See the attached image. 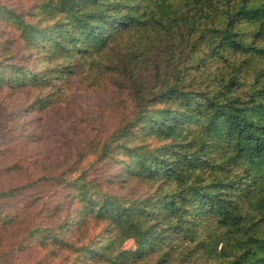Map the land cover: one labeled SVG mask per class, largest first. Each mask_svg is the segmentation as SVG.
<instances>
[{"label":"trees","instance_id":"16d2710c","mask_svg":"<svg viewBox=\"0 0 264 264\" xmlns=\"http://www.w3.org/2000/svg\"><path fill=\"white\" fill-rule=\"evenodd\" d=\"M0 25L18 43L12 51L0 35V89L36 90L32 111L59 95L54 78L124 35L144 33L149 47L176 50L173 82L141 94L134 117L97 155L112 157L117 176L140 180L146 192L105 193L85 171L38 177L37 187L69 185L73 213L51 216L49 242L106 264H264V68L252 61L264 51V0H36L27 12L0 4ZM143 55L131 45L123 59ZM17 186L1 189L0 198ZM90 224L102 228L80 241ZM73 233L79 239L67 238ZM130 239L133 249L125 247Z\"/></svg>","mask_w":264,"mask_h":264},{"label":"rangeland","instance_id":"374dc122","mask_svg":"<svg viewBox=\"0 0 264 264\" xmlns=\"http://www.w3.org/2000/svg\"><path fill=\"white\" fill-rule=\"evenodd\" d=\"M35 1L0 0V4L27 12ZM11 29L0 25V35L9 38L8 49L17 51V38ZM146 41L144 33L124 35L95 53L94 60L82 61L75 73L54 78L53 83L61 86L60 92L43 111L29 110L36 90L0 89V190L19 187L0 198V264H106L80 261L69 245L49 242L47 229L56 222L51 216L62 220L73 213L69 185L64 182L55 187H37L33 182L67 169V178L74 179L85 171L108 194L135 196L146 192L148 185L140 180L124 182L125 175L117 176L120 165L112 157L97 158L101 143L116 127L134 117L138 97L159 89L163 81L174 80L178 63L170 57L176 50L168 52L171 47L165 44L149 47ZM131 45L144 55L129 64L123 55ZM259 45L264 49V38ZM24 58L28 63H38L35 56L26 54ZM252 61L258 64V70L264 68V51ZM247 71L252 80L253 69ZM192 77L193 73L185 82ZM250 86L248 83L245 88ZM149 141L157 142L154 138ZM114 157L121 155L116 152ZM11 163L13 168H8ZM101 228V224H90L80 241L93 239ZM73 234L67 238L79 239L77 233ZM125 247L133 249L134 240H128Z\"/></svg>","mask_w":264,"mask_h":264}]
</instances>
